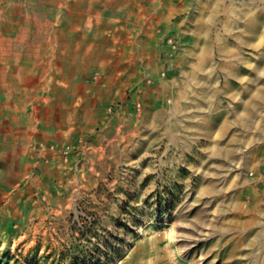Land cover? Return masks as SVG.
Instances as JSON below:
<instances>
[{"label": "crops", "instance_id": "crops-1", "mask_svg": "<svg viewBox=\"0 0 264 264\" xmlns=\"http://www.w3.org/2000/svg\"><path fill=\"white\" fill-rule=\"evenodd\" d=\"M62 1L68 3L66 14L61 17V0H53L45 24L38 23V16L45 19L43 1H30L37 10L34 27L16 22L5 9L0 17V196L5 197L0 208L13 215L7 225L34 215L44 219L43 199L57 205L70 188L64 181L76 173L92 178V165L101 163L109 148L124 147L141 132L167 138L186 158L199 157L191 167L212 160L208 172L199 173L197 165L189 179L240 178L232 166L238 150L251 144L243 134L264 126L258 125L264 99L252 102L243 71L259 62L258 49L249 45L251 34L243 33L245 42L214 62L213 88L204 94L195 92L198 83L204 89L203 77L193 69L199 60L184 57L193 47L197 23L191 19L198 18L201 0ZM247 6L256 12L254 19L264 20L260 0H236L234 8ZM169 38L181 43L178 54ZM181 69L190 74L185 80ZM139 104L142 114L135 111ZM214 136L220 141L202 145ZM216 158L228 169L215 173ZM174 176L184 177L179 171ZM194 192L186 197L210 201L225 191L211 183ZM231 194L235 200L238 189ZM226 228L225 259L235 264L261 259L264 242L252 234L250 219H230Z\"/></svg>", "mask_w": 264, "mask_h": 264}, {"label": "rangeland", "instance_id": "rangeland-1", "mask_svg": "<svg viewBox=\"0 0 264 264\" xmlns=\"http://www.w3.org/2000/svg\"><path fill=\"white\" fill-rule=\"evenodd\" d=\"M11 1L0 0V17L5 10L11 11L13 20L34 27L37 10L29 2L36 0ZM41 1L45 19L38 16V23L45 24L50 22L46 20V12L51 13L53 0ZM260 1L259 14L264 15V0ZM235 2L199 1V16L191 19L197 23L193 47L185 51L184 57L199 60L193 69L203 77L204 89L198 83L195 92L206 94L212 91L216 78L214 62L227 59L234 46L243 44V33L251 34L249 45L258 49L259 62L250 63L249 69L243 71L247 73L248 94L256 105L259 103L254 102L256 99H264V73L260 76L258 73L259 68H264V20L254 19L256 12L249 6L237 10ZM67 4L61 0V17L67 12ZM216 6L219 16L214 18ZM168 42L173 55L181 51L179 41L169 38ZM222 50L224 57L218 53ZM181 70L185 80L190 74ZM135 109L142 114V106ZM262 112L258 119L260 126L264 123V109ZM153 134L141 132L125 142L124 147L109 148L104 160L92 165V178L76 173L73 179L64 181L69 191L58 198L55 207L50 198L43 199L47 211L42 220L34 215L28 221L7 225L11 213L1 212L0 208V264H235L224 258L229 247L224 242L229 235L226 226L230 219H250L255 225L252 234L261 235L264 242V126L251 127L243 134L251 144L238 150L240 154L232 167L241 176L232 180L189 179L190 172L197 171V165L199 173L208 172L212 160L191 167L199 157L186 158L167 138L153 139ZM218 141L214 136V140L204 138L201 143ZM239 141L240 137H236L235 147ZM214 162L217 164L211 169L215 173L229 167L220 163V159ZM176 171L184 175L183 179L174 176ZM211 183L225 191L223 195L210 201H196L199 197L195 194L186 197ZM234 189L239 191L235 200L231 194ZM4 198L0 196V206ZM235 230L236 236L242 234L238 228ZM258 252L261 259L239 260L240 264H264L263 244Z\"/></svg>", "mask_w": 264, "mask_h": 264}, {"label": "bare ground", "instance_id": "bare-ground-1", "mask_svg": "<svg viewBox=\"0 0 264 264\" xmlns=\"http://www.w3.org/2000/svg\"><path fill=\"white\" fill-rule=\"evenodd\" d=\"M216 15H217V16H216ZM218 16H219V8H218V6H216V8H215V12H214V18H216V17H218ZM260 26H261L260 24L257 25V27H255L256 30H257V28L259 29ZM251 28H252V27H251ZM258 73H259V76H260V74L264 73V68H259V69H258ZM257 77H258V74L255 75L254 78H257Z\"/></svg>", "mask_w": 264, "mask_h": 264}, {"label": "built area", "instance_id": "built-area-1", "mask_svg": "<svg viewBox=\"0 0 264 264\" xmlns=\"http://www.w3.org/2000/svg\"><path fill=\"white\" fill-rule=\"evenodd\" d=\"M137 108H139V109H140V108H141V105H140V104H139V105H137Z\"/></svg>", "mask_w": 264, "mask_h": 264}]
</instances>
